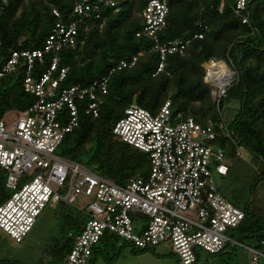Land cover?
Instances as JSON below:
<instances>
[{"label":"built area","instance_id":"2783aa9c","mask_svg":"<svg viewBox=\"0 0 264 264\" xmlns=\"http://www.w3.org/2000/svg\"><path fill=\"white\" fill-rule=\"evenodd\" d=\"M124 1L130 0H79L73 8L78 20L72 22H65L53 7L57 22L43 47L13 51L1 67L0 80L16 71L23 60L24 89L35 101L25 111L8 112L0 120V168L6 173V187L11 191L0 204V230L16 243H23L47 209L60 203L74 206L82 198L85 202L79 210L87 221L64 264H89L94 248L107 234L118 239L119 245L126 243L139 251L168 244L178 264H196L201 252L219 254L229 245L246 249L252 264H264V249L244 245L227 235L241 224L246 212L230 203L218 185L230 171L228 155L218 141L230 139L236 145L222 112L219 120L199 123L193 117L173 114L170 100L155 115L136 103L127 107L113 133L148 155L150 172L125 185L58 155L65 137L80 126L81 113L93 119L100 116L109 95L111 75L131 69L138 62V56L121 60L90 85L61 87L68 74V68L62 66V55L77 45L81 24L92 12L100 18L102 6L118 12L119 3ZM224 1L232 2L233 12L242 24H250L252 0ZM223 9L222 1L219 13ZM168 14V0H148L140 14L143 27L137 36L148 38L151 51L160 58L153 77L164 70L169 55L183 56L192 40L204 37L200 32L189 39L162 42L160 33ZM46 62V70L36 75L37 63ZM216 63L206 62L204 67L205 80L219 107L236 72L223 62L232 77L227 85L220 86L216 80L221 75L211 74L208 69ZM11 113L16 118L7 120ZM240 147L236 145L234 157L241 155ZM260 245L264 246V241Z\"/></svg>","mask_w":264,"mask_h":264},{"label":"trees","instance_id":"16d2710c","mask_svg":"<svg viewBox=\"0 0 264 264\" xmlns=\"http://www.w3.org/2000/svg\"><path fill=\"white\" fill-rule=\"evenodd\" d=\"M147 1L121 2L118 12L113 7L102 6L100 18L92 12L80 26L77 45L64 51L62 66L68 68V74L62 88L90 85L107 75L121 60L139 58L135 67L111 75L109 95L100 116L93 119L81 113L80 126L65 137L58 155L115 184L125 185L132 178L144 177L150 168L146 153L113 133L127 107L136 103L155 115L170 100L173 114L205 123L219 120L224 107L233 102L238 105V111L227 122L233 140L264 163V0H252L248 25L235 16L231 1L168 0L169 14L166 27L160 33L161 41L189 39L200 32L204 37L192 40L183 56L169 55L164 70L156 77L153 74L158 68L159 54L151 51L148 38L137 36L143 27L140 14ZM222 1L224 9L219 13ZM77 2L79 0H7L1 3L0 0V69L13 51L43 47L57 22L53 7L65 22L77 21L73 14ZM211 61H222L236 72V79L219 107L211 93L212 87L205 80L204 63ZM47 66L48 62L37 63L36 75L43 73ZM25 70L22 60L16 71L0 80V120L6 113L25 111L34 103L35 97L24 89ZM218 144L228 156H234L233 141L221 139ZM260 176L264 178V170ZM6 180V173L0 168V204L11 195ZM60 218L62 226L71 231L67 241L54 249L55 256L64 261L87 217L84 214L75 218L70 212H64ZM235 230L242 238H258V247L264 249L260 245L264 241V218H253L246 212ZM112 239L116 238L107 234L99 243L108 246L113 243ZM119 248V254L110 258L109 264L119 258ZM95 251L96 248L93 255ZM9 263L13 261L0 259V264ZM89 264H94V256Z\"/></svg>","mask_w":264,"mask_h":264},{"label":"rangeland","instance_id":"374dc122","mask_svg":"<svg viewBox=\"0 0 264 264\" xmlns=\"http://www.w3.org/2000/svg\"><path fill=\"white\" fill-rule=\"evenodd\" d=\"M237 111L238 105H234L233 102L224 107L222 115L225 121L232 120L233 114ZM15 118V113H11L7 120ZM240 152L241 155L238 157L228 156L226 164L230 167V172L226 178L219 179L220 191L230 203L248 212L253 218H264V178L260 176L264 170V163L260 157L245 148L240 147ZM149 172L150 168L144 177L148 176ZM84 202V199L79 198L74 206L61 203L47 209L23 243H16L0 230V259L13 261L9 264H64V261H60L55 256L54 249L61 247L67 241L71 231L68 227L62 226L60 217L64 212H70L75 218H81L84 213L79 209L84 206ZM227 235L237 238L244 245L258 247V238H242L236 230H229ZM112 241L113 243L108 246L99 243L95 247L94 264H109L108 260L119 254V240L112 239ZM129 250V247L121 250L122 258L120 260L117 258L110 264L135 262V258L125 257V253ZM160 254H166L162 257L164 259L162 264H178L168 244H161L154 251H135L134 255H140L139 262L135 264H151L153 256ZM196 264L252 263L251 255L246 249L241 246L233 249L232 245H229L219 254L209 255L201 252Z\"/></svg>","mask_w":264,"mask_h":264},{"label":"bare ground","instance_id":"6f19581e","mask_svg":"<svg viewBox=\"0 0 264 264\" xmlns=\"http://www.w3.org/2000/svg\"><path fill=\"white\" fill-rule=\"evenodd\" d=\"M215 65L216 66H214V67H209L208 68L210 73L211 74L218 73L219 75H221V77H219L216 80L218 85H220V86L227 85L230 82V77H232L230 75L231 73L227 72L225 64L223 62L216 63ZM226 76H227V78L224 79L223 77H226Z\"/></svg>","mask_w":264,"mask_h":264},{"label":"crops","instance_id":"0c3cea01","mask_svg":"<svg viewBox=\"0 0 264 264\" xmlns=\"http://www.w3.org/2000/svg\"><path fill=\"white\" fill-rule=\"evenodd\" d=\"M230 172V171H229ZM119 247H121V250L123 251V249L124 248H130V250L127 252V253H125V257H127V256H131V258L133 257V258H135V262H132L131 264H135L136 262H139L138 261V257H140V255H134V253H135V251H137V250H135L131 245H129V244H126V243H123V244H120L119 245ZM156 249V248H155ZM154 249V250H155ZM154 250H152V251H154ZM139 251V250H138ZM146 251H151V250H146ZM146 251H139V252H146ZM166 254H160V255H154L153 256V258L151 259V260H153V262L151 263V264H156V262H157V264L158 263H160V264H162L163 263V260L164 259H162V257L163 256H165ZM122 258V254H120V256H119V260ZM92 259H93V257H92ZM91 259V260H92Z\"/></svg>","mask_w":264,"mask_h":264}]
</instances>
